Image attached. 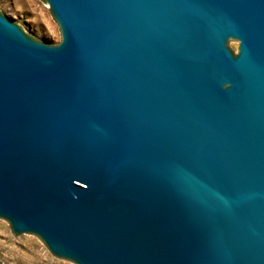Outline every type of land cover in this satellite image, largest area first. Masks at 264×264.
Listing matches in <instances>:
<instances>
[{"label": "water", "instance_id": "obj_1", "mask_svg": "<svg viewBox=\"0 0 264 264\" xmlns=\"http://www.w3.org/2000/svg\"><path fill=\"white\" fill-rule=\"evenodd\" d=\"M0 11V220L77 264H264V0Z\"/></svg>", "mask_w": 264, "mask_h": 264}, {"label": "rangeland", "instance_id": "obj_2", "mask_svg": "<svg viewBox=\"0 0 264 264\" xmlns=\"http://www.w3.org/2000/svg\"><path fill=\"white\" fill-rule=\"evenodd\" d=\"M4 15L19 18L23 29L48 43L51 30L62 39V29L46 0H0ZM0 264H77L51 251L32 232H15L10 221L0 220Z\"/></svg>", "mask_w": 264, "mask_h": 264}]
</instances>
